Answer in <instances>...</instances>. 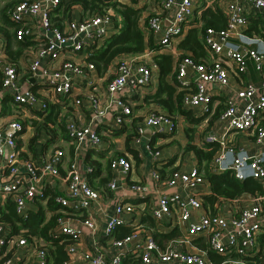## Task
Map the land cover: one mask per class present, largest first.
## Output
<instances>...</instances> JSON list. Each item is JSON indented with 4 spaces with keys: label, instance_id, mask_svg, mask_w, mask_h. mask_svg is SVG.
I'll return each mask as SVG.
<instances>
[{
    "label": "built area",
    "instance_id": "1",
    "mask_svg": "<svg viewBox=\"0 0 264 264\" xmlns=\"http://www.w3.org/2000/svg\"><path fill=\"white\" fill-rule=\"evenodd\" d=\"M57 2L18 0L6 9V19L26 25L19 32L29 35L34 44L18 56L17 61L22 66L19 69L5 53V39L0 35V87L3 93L0 98L7 95L18 113L27 109L38 112L34 114L38 119H43L49 104L60 105L65 110L59 120H62L67 141L73 148L65 161L64 150L55 143L47 144V149L33 146L34 152L23 151L16 142L24 126L23 115L19 113V119L5 118L0 125V208L9 199L20 216L39 206L46 209V215L54 210V222L47 228V233L62 236L59 242H64L67 257L61 264H120L124 253L136 255L137 264H251L260 258L264 195L251 194V201L241 204L238 197L217 199L213 203L215 211L211 212L202 202L201 186L207 181L195 167L185 171L172 170L165 180L168 186L187 187L189 192L185 199L173 192H163L147 206V215L156 227L168 221L172 223V229L179 231L161 243L149 229L137 232L139 223H133L125 216L138 215L135 205L125 196L128 191L140 190L142 186L137 182L127 183L126 187L118 183L117 175L123 176L132 166L124 155L109 157L110 176L105 182L106 189L111 193L119 191L121 197L115 198L108 213L99 208L97 203L103 200L102 192L88 184L86 176L92 167L80 150L82 146L96 150L106 145L105 139L93 129L95 120L111 111L117 126L126 122L131 126L134 143L140 140L146 126L171 133L174 122L168 112L154 108L134 123V118L139 116L134 115L130 101L122 97L123 89L134 93L147 88L154 77V63L141 61L135 52L112 59L103 71L107 77L105 84L94 83L96 68L88 56L115 32L111 13H96L86 19L70 16L60 24H52L48 11ZM194 7V0H155L152 14L146 15L141 23L147 26L144 33L150 32L155 44L168 49L171 55L177 54L174 86L175 92H181L182 106L203 113L208 110L211 100V89H207L206 84L228 85L229 75L239 76L245 72V55L261 69V52L250 47L241 52L225 46V42L230 33H236L238 27L245 24L246 16L257 14L264 22V0H228L221 10L224 27L203 29L202 42L207 58L199 61L193 60L187 50L178 54L176 46L190 26L187 21L193 18ZM38 13L36 25L34 17ZM76 54L83 59L72 58ZM262 73L258 85L247 81L235 89L233 95L244 101L241 107L231 98L225 100L217 115L224 131L248 130L257 142L264 140V121H261L264 71ZM76 80L86 85V89L72 93ZM84 99L87 104L83 103ZM86 107L90 111L88 121L84 123L81 116ZM47 125L51 127L50 123ZM224 134L216 135L210 131L200 134L199 140L195 141L197 145L201 142L218 144L207 161V169L211 172L228 169L235 179L249 175L263 184L264 157L233 152ZM145 146L156 159L158 151L151 149L149 144ZM226 153H231L228 163H225ZM153 176L157 178L155 171ZM223 203L227 209L216 212ZM195 210L201 212L193 218L191 211ZM120 224L128 226L130 231L115 238L112 230ZM23 231L26 230L10 233L7 222L0 219V264H47L46 240L39 234L26 236ZM195 237H204L209 250L222 256L221 259L214 262L205 248H195L191 241ZM102 238L105 242H101ZM258 264H264V257Z\"/></svg>",
    "mask_w": 264,
    "mask_h": 264
},
{
    "label": "crops",
    "instance_id": "2",
    "mask_svg": "<svg viewBox=\"0 0 264 264\" xmlns=\"http://www.w3.org/2000/svg\"><path fill=\"white\" fill-rule=\"evenodd\" d=\"M15 1L18 0H0V19L5 16L6 9ZM119 3H124L130 5L135 8H140V15L138 17L139 22L141 23L142 20L146 18V15L152 13V7L154 2H150L152 0H117ZM155 1V0H153ZM195 7H194V14L191 20H188L187 23L191 26H200L202 24L201 19V11L205 8H209L210 10L220 9L224 10L225 4L228 0H194ZM245 2V1H244ZM243 2V3H244ZM171 15V13H170ZM70 16L78 17L79 10L77 8H73L71 10ZM36 21V25L39 23V13L34 17ZM1 24V20H0ZM264 22L260 19L257 14H250L245 17V24L239 26L236 33H230L225 42V46L230 47L232 49H237L241 52L247 48H253L262 53V63L261 69L255 67V63L253 59L245 55V72L241 73L239 76L229 75L228 78V85L221 86V85H212L206 84L207 89H211V100L209 103V108L206 112L203 113H196L195 109H187L189 113L185 114H178V112H173L171 114L172 121L174 122V130L171 133H166L164 131L157 130L154 127H147L144 129L143 135L140 137V140L137 143H134L131 139V134L133 133L131 126H127L126 123H122L121 125L117 126L112 119V112L108 111L103 117L95 120L93 124V129L103 138L105 139L106 145L102 148L98 149H90L85 146H82L80 150L85 154L84 159L86 161H90L93 163H97L99 168L96 170V174L92 175L93 182L96 181L97 178L105 175L110 174L108 168V159L111 155L121 154L124 155L128 160L131 161V168L130 170L122 175H117L119 180L118 183L120 186H127V183L130 182H137L139 183L142 188L137 191H128L126 194L125 199L132 202L136 209L138 215L131 214L125 215L129 219L132 220L133 223H139L137 228L135 229L137 232L140 230H150L151 234L158 232L159 230L162 232H169L172 229V223L168 221H164L163 224L157 227L154 225L153 221L150 222L144 221L143 217L147 215V206L153 203L158 195L163 192H173L179 196L181 199H185L188 194V188L183 187L180 185H171L168 186L165 183V180L169 176L172 170L179 169L182 171L188 170L192 167H195L197 171L203 175L205 180L207 181L204 175V168L203 167H196V158L191 150L185 149L186 143H190L193 145H197L195 143L196 140H199L200 134H205L207 132L212 131L216 135L222 134L224 132V136L229 140V145L233 147V152L237 154H260L264 157V140L261 142H257L255 140V136L251 131L248 130H241V131H224L223 123L217 118L220 110L224 107L225 100L227 98H231L232 101H235V104L241 107L244 103L242 99L235 97L234 91L236 88L244 84L245 82L249 81L254 85L259 84V80L262 77V72L264 71ZM186 30L182 33L183 36L186 33ZM116 31V29H115ZM203 33V31H202ZM0 35L6 39V35L3 31L0 30ZM151 38V37H150ZM202 39V35H201ZM154 37L152 35V41ZM154 46L144 45V48L141 51L135 52L138 54L137 56L141 61L144 62H151L154 63V77L151 79L149 86L143 87L140 90L134 93H127L126 89L124 90V94L122 97L127 98L132 108L134 109V115L139 116L138 118H134V123H136L140 116L147 112L148 110L158 108L164 110L160 107L155 101H152L149 98V95L155 91L157 79V66L155 61L153 60V55L156 53H166L169 54V50L160 47L158 44L152 43ZM178 54L184 52L185 49L178 46V42L176 44ZM205 48V47H204ZM205 52L207 53L206 49ZM189 53V52H188ZM147 54V55H145ZM20 55V54H19ZM18 55V56H19ZM126 55L125 53H120L113 57L117 58L119 56ZM171 65H172V75L166 74L165 80L171 84L174 88L175 93V78H174V66L175 62L178 59L177 54L171 55ZM180 55H178L179 57ZM72 58L76 59H83L80 55L76 54L73 55ZM16 65L19 69H22L21 64L16 60ZM104 71V69H103ZM21 72V71H20ZM94 75L96 82L105 84L107 81L106 75L103 74L102 70L99 72L95 69ZM81 84V85H79ZM76 80V83L73 85L72 93L77 91H82L86 89V85ZM1 88V87H0ZM2 89V88H1ZM206 89V91H207ZM172 93V96L174 95ZM264 93V92H263ZM3 94V93H2ZM0 93V97H2ZM126 95V96H124ZM68 99V98H67ZM83 103L87 104V99L83 100ZM53 112L51 114V120L47 122H52L51 127L46 124H42L41 122L43 119H38L34 117V114L38 113L33 110L27 109L26 111H19L23 115V120H21L23 129L21 131L20 139H17L16 142L21 147L23 151H31L34 152V147H41L47 149V144H56L59 147H62L64 150V161L70 157L71 149L73 148V144L67 141L66 133L64 132V127L62 124L61 114L64 112L63 109L58 104H53ZM56 109V110H55ZM81 122L86 123L88 121L89 109L86 107L82 110ZM16 109L15 105L8 97L0 98V125L1 122L7 117H13L16 119L20 118L19 114ZM33 114V116H31ZM194 119V120H192ZM261 121H264V112H262ZM107 124V125H106ZM131 128V131L129 130ZM186 128L188 131L186 132ZM108 129V130H107ZM47 132V134H46ZM190 136H188V134ZM31 136H34L31 145H29L28 141ZM203 142H201L202 144ZM149 144L150 148L153 150L158 151V156L156 159H153L149 150L145 146ZM217 144V142H216ZM218 146V144L216 145ZM231 159V153H226L225 156V163H228ZM66 162H63L65 165ZM63 167V166H62ZM63 169V168H62ZM157 173V178H154L153 172ZM245 173L248 171L247 168H244ZM248 173V172H247ZM84 176V173H81ZM249 175H247L248 177ZM250 177V176H249ZM251 178V177H250ZM260 182V181H259ZM95 183V182H94ZM261 183V182H260ZM264 184V179H263ZM262 184V185H263ZM264 187V185H263ZM203 188L204 196L209 193L210 187L209 183L203 184L201 186ZM98 189V188H97ZM104 190L106 192L102 193V202H98L99 208H102V211L106 214L110 211L112 207V203L114 202L116 197H121V193L118 192H110L105 187L104 183ZM255 195V194H252ZM264 195L263 193L261 194ZM123 196V192H122ZM241 203H249L251 201V194L241 193L238 196V199ZM227 202V201H226ZM227 209V206L223 203V205L216 209V212H222ZM200 210L191 211L192 217L195 218L200 213ZM109 215V214H108ZM148 216V215H147ZM126 226V225H124ZM128 227V226H127ZM172 227V228H171ZM170 228V229H169ZM169 229V230H168ZM148 230V231H149ZM165 230V231H163ZM177 230V228H176ZM156 231V232H155ZM160 233V232H158ZM177 233L179 231L177 230ZM101 237V236H100ZM102 238L101 242H105ZM192 245L195 248H203L201 246L202 243L206 244L204 237H195L192 240ZM190 249V248H188Z\"/></svg>",
    "mask_w": 264,
    "mask_h": 264
},
{
    "label": "trees",
    "instance_id": "3",
    "mask_svg": "<svg viewBox=\"0 0 264 264\" xmlns=\"http://www.w3.org/2000/svg\"><path fill=\"white\" fill-rule=\"evenodd\" d=\"M73 8L79 10L78 17L80 19H86L96 13H111L112 22L116 27V31L106 37L103 44L93 50L88 56V59L94 63L96 70L99 72L101 70L103 72V69H105L113 57L120 53L141 51L146 43L147 45L152 46V48L154 47L152 45L153 41L151 33H144L147 26L139 22L138 17L140 15V8L119 3L117 0H58L56 6L48 11V18L52 24H60L63 20L70 17ZM150 14L152 13H149L148 15ZM201 19L202 24L199 27H188L185 35L178 40V46L187 50L191 58L195 61L207 58V53L205 52L201 39L204 27L210 26L218 29L225 25L224 14L220 9H203L201 11ZM0 20V30L6 35L4 51L16 66L18 55L23 52L25 48L33 45L34 40L29 35H23L19 32L20 29H23L26 26L21 22H12L4 17ZM152 58L157 66V84L155 91L149 95V98L165 109L170 115L174 114L173 112L187 115L190 109L187 110L188 108L182 106L181 92L174 93L173 86L165 80L167 73L172 75V65L169 54L159 52L154 54ZM172 93H174L173 96ZM5 97H7V95H5L4 98ZM52 107L53 104H49L46 108L43 121L41 122L42 124L52 123L47 122L48 120H51V114L53 112ZM129 130L131 131V128ZM187 131L188 129L186 128V132ZM187 134L190 136L189 133ZM132 135L133 133L131 136ZM33 138L34 136L30 137L28 141L29 145H31ZM216 145L215 142H203L201 145H193L188 142L184 147L193 152L196 158V167L204 168V175L209 183L210 190L208 194L203 196V205L211 212H214L215 207L213 206V203L217 199L222 198L233 200L244 192L261 195L264 187L258 180L252 179L249 176H245L241 180L235 179L228 169L219 172H211L207 169V161L217 149ZM87 162L90 163L92 167V170L86 176L88 184L93 188H98L102 193L106 192V190L103 189L104 183L109 178L110 174H105L97 178L94 183L92 175L96 174L99 165L93 163V161ZM45 211V208L39 206L35 211H28L25 215L20 216L15 212L13 202L7 199L0 208V219L7 222L10 233H18L20 229H25L26 231H23L22 234L26 236L30 234L41 235L46 240L47 245L46 263L61 264L67 257L64 249V242H59V238L62 236H53L47 233V228H49L54 222L55 212L53 210L46 215ZM143 220H148V222L152 224L151 219L147 215L143 217ZM129 231V227L120 224L114 227L112 235L117 238ZM176 234V229L169 232L152 233L158 243H161ZM70 240L71 239H66V241ZM260 240L262 246L259 251L260 258L256 261H251V264H258L263 261L264 233L260 235ZM201 246L207 250L208 255L214 262L221 259L222 256L211 252L206 244L202 243ZM137 261L138 257L136 255H133L132 253H124L121 257L120 264H137Z\"/></svg>",
    "mask_w": 264,
    "mask_h": 264
},
{
    "label": "rangeland",
    "instance_id": "4",
    "mask_svg": "<svg viewBox=\"0 0 264 264\" xmlns=\"http://www.w3.org/2000/svg\"><path fill=\"white\" fill-rule=\"evenodd\" d=\"M150 2H154V1L152 0V1H149V3H150ZM1 92H2V89L0 88V93H1Z\"/></svg>",
    "mask_w": 264,
    "mask_h": 264
}]
</instances>
